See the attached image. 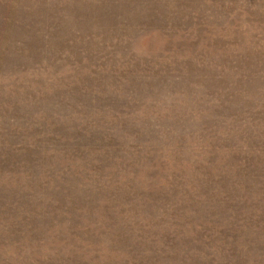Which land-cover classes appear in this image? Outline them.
Segmentation results:
<instances>
[{
    "label": "rangeland",
    "instance_id": "rangeland-1",
    "mask_svg": "<svg viewBox=\"0 0 264 264\" xmlns=\"http://www.w3.org/2000/svg\"><path fill=\"white\" fill-rule=\"evenodd\" d=\"M0 264H264V0H0Z\"/></svg>",
    "mask_w": 264,
    "mask_h": 264
}]
</instances>
